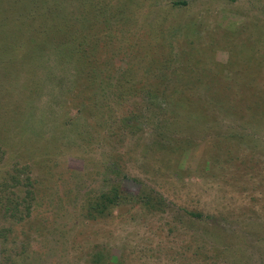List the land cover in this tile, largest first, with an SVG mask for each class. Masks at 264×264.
<instances>
[{"label": "rangeland", "instance_id": "obj_1", "mask_svg": "<svg viewBox=\"0 0 264 264\" xmlns=\"http://www.w3.org/2000/svg\"><path fill=\"white\" fill-rule=\"evenodd\" d=\"M31 1L0 0V264H264V0Z\"/></svg>", "mask_w": 264, "mask_h": 264}, {"label": "trees", "instance_id": "obj_2", "mask_svg": "<svg viewBox=\"0 0 264 264\" xmlns=\"http://www.w3.org/2000/svg\"><path fill=\"white\" fill-rule=\"evenodd\" d=\"M28 2H30L31 0H27ZM90 1V0H89ZM17 3H20V0H16ZM175 3V2H174ZM173 3V4H174ZM177 3H180V4H184V1H180V2H177ZM33 7H30V9L28 10L29 12V16L31 19H36L35 21L37 22H45L46 23V20H47V15L48 13L44 10H42L41 6L38 4V3H35L34 4V1H31L30 3ZM34 4V5H33ZM90 7L91 10H93V3L90 2V4H88ZM42 10V11H41ZM87 12H90L89 10H87ZM32 13H36V17H33L32 16ZM45 13V14H44ZM91 14V12H90ZM22 17H19L17 19H15L17 22L19 21L20 23V26L23 25L24 23V20L25 19H28L26 17V9L23 10L21 12ZM40 15L41 17H38L37 16ZM44 18V20L42 19ZM91 18V17H90ZM21 19V20H20ZM50 19V18H49ZM39 20V21H38ZM31 23V20L27 23V25H29ZM87 23L89 24V28H90V24H92V19L91 20H87ZM36 25V24H34ZM34 25H31V28L34 26ZM24 27H26V25L24 24ZM29 29V34H27V39H28V42L30 43V45H37L39 43V32L35 31V30H32V29ZM90 34H83L81 36V40H79L80 42L77 43V44H80V43H83V46L79 45L76 49V53H82L80 58H81V63L82 65H80V68L81 69H85L86 71L88 70H93V66H92V62H91V58H93V51H92V45H94L93 43V40H92V37L89 36ZM121 176V175H120ZM120 176L118 178H120ZM126 175L123 174L122 178H125ZM118 178H113L112 181H114L115 183L117 182ZM114 183H112V187H111V196L112 197H116L118 198L119 196H117L118 194L116 193L117 192V186H118V183L116 185H113ZM140 200H141V203H145L148 205V209L151 211H154L155 209H161L162 207H168V202H165L164 198L156 193H153V194H149V193H145L144 191H138L137 193H140ZM98 204L96 202V204L94 205H91L90 203L88 204V210H87V215L88 216H91L92 218H94L96 216V214L100 213L101 212V208H98ZM94 206H96L97 208H95ZM27 212V210H26ZM25 212V213H26ZM3 213L5 214V217H16L17 219H21V215L23 216V214H20L18 216H16V209H12L11 207L8 208L6 204H4V209H3ZM94 213V214H93ZM184 214H187L191 217L197 215L195 212H192V211H187V210H184ZM91 261L95 262V263H98L99 264H102V262L104 261V259H101V255L100 253H95L93 255V258H91Z\"/></svg>", "mask_w": 264, "mask_h": 264}]
</instances>
